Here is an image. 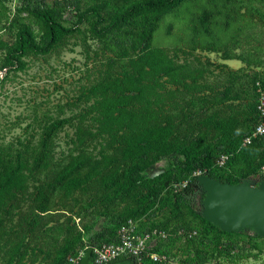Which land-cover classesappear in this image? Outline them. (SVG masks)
Masks as SVG:
<instances>
[{"label":"rangeland","instance_id":"374dc122","mask_svg":"<svg viewBox=\"0 0 264 264\" xmlns=\"http://www.w3.org/2000/svg\"><path fill=\"white\" fill-rule=\"evenodd\" d=\"M126 1L0 0V41L4 48H0V147L15 150L28 142L35 144L44 123L64 120L53 138L51 164L28 181V192L34 191L39 183L51 181L78 152L98 158L99 140L82 146L77 144L76 134L81 126L94 130L85 114L92 102L87 92L102 75L104 64L112 59L114 72H125L127 56L123 55L135 53L131 46L138 44L136 34L107 29L113 11ZM29 2L48 10L63 25L76 29L48 53L24 56L23 69L2 68V58L14 40L18 24L28 23L35 32L40 30L39 20L27 12ZM91 7L99 10L102 22H97ZM149 21L153 27V47H161L176 61L189 62L201 70L198 81L210 89H203L198 95H214L219 102L209 107L208 114L213 112L222 120L234 118L231 137L253 130L262 117L260 100L264 96V0H184ZM95 26L103 33H97ZM141 28L140 23L138 29ZM236 92L240 96L232 99ZM202 105L197 98L192 101V109L198 112V126L205 128L201 126L205 117L200 113ZM257 137L259 148L264 150V134ZM247 143L242 140L237 148L247 147ZM220 154L213 157L215 172L239 175L243 162L231 159L221 162ZM174 155L162 157L142 171L141 177L149 181L170 169ZM78 175L88 181L86 169ZM193 176L200 192L189 206L182 205L177 210L171 193L180 190ZM213 181L216 179L200 171L183 181L172 180L150 213L138 218L131 212L137 205L133 195L100 200L101 193L93 187L68 195L57 189L47 210L37 212L28 193L19 200L12 220L7 221L12 231L0 246V264H67L68 256L76 255L92 241L114 238L118 229L116 220L129 217L135 218L131 220L141 233L152 232L155 226L163 228L157 229L155 245L176 261L264 264V234L254 226L240 225L226 231L230 232L227 235L219 232L220 226L211 228L189 212V208L194 209L204 216ZM239 184L264 189V168L242 177ZM31 219H35V224L29 230L27 222ZM159 230L163 232L159 234ZM97 232L103 235L96 237ZM78 234L81 242L62 250L63 244ZM16 243L17 251H12Z\"/></svg>","mask_w":264,"mask_h":264},{"label":"trees","instance_id":"16d2710c","mask_svg":"<svg viewBox=\"0 0 264 264\" xmlns=\"http://www.w3.org/2000/svg\"><path fill=\"white\" fill-rule=\"evenodd\" d=\"M183 1L128 0L113 11L107 29L136 34L138 44L131 46L135 53L123 55L127 56V71L114 72V61L110 59L104 64L100 78L88 88L87 97L92 102L85 114L89 116L94 130L81 126L83 129L80 128L76 134V141L77 144L85 146L98 139V158L78 152L61 171L53 175L51 181L39 183L34 191L28 192V181L35 179L41 170L50 166L53 158V138L64 120L54 119L44 123L35 144L28 142V145L15 150L0 147V246L5 236L12 231L7 226V221L12 220L19 200L28 193L27 197L32 200L37 212L47 210L50 198L57 189L68 195L78 189L93 187L101 193L100 200H104L102 197L108 200L116 198L117 195H133L137 205L131 212L138 218L150 213L160 200L162 190L172 180L183 181L200 171L219 182L236 184L242 177L253 174L264 166V150L257 144L258 137L251 138L247 147L237 148L242 140L251 135L252 130H245L231 137L230 130L236 120L218 119L213 112L208 114L209 107L219 102L214 95H198L203 89H210L198 81L201 70L189 62H178L163 48L151 45L153 27L150 18L171 11ZM90 10L96 14L97 22L103 21L97 8L91 7ZM27 12L39 20L40 30L35 32L30 24L19 23L14 40L2 58V68L23 69L26 64L24 56L48 53L63 37L76 29L63 25L48 10L33 6L30 2ZM140 23L143 28L138 29ZM94 30L103 33L97 26ZM2 47L0 41V48ZM186 95L190 98L185 97ZM222 95L224 97L225 94ZM239 96L240 93L236 92L232 99ZM195 98L204 103L200 113L205 115L201 122V126L205 128L198 126V112L192 109ZM171 153L176 155L173 156V166L170 169L149 181L141 177L142 171ZM215 154H220L219 157L226 155L225 162L228 159L243 162L238 170L239 175L228 176L215 172ZM83 169L87 170L88 181L78 175ZM199 192L200 186L193 176L180 190L171 193L172 204L177 210L182 205L189 206ZM109 193L113 195L109 196ZM189 212L207 226L216 228L199 211L189 208ZM129 218L116 220L118 227ZM34 224L35 219L27 222L29 230L34 228ZM152 229L163 228L155 226ZM219 232L230 234L220 229ZM95 235L100 237L103 233L97 232ZM114 239L115 237L99 242L92 241L90 244ZM80 242L81 235L78 234L77 237L67 240L62 250ZM17 245L16 243L12 251H17ZM158 246L155 245L153 250L166 254Z\"/></svg>","mask_w":264,"mask_h":264},{"label":"built area","instance_id":"2783aa9c","mask_svg":"<svg viewBox=\"0 0 264 264\" xmlns=\"http://www.w3.org/2000/svg\"><path fill=\"white\" fill-rule=\"evenodd\" d=\"M260 108L262 117L251 135L244 139V143L264 134V96L260 100ZM226 158V155H221L220 161L224 162ZM158 232L161 234L163 231ZM156 233V229L152 232H138L137 224L129 219L118 227L113 241L85 245L76 255L67 257V264H79L88 248L91 250L89 262L94 264H108L118 259H129L133 264H190L185 261H176L167 254L154 251Z\"/></svg>","mask_w":264,"mask_h":264},{"label":"water","instance_id":"95a60500","mask_svg":"<svg viewBox=\"0 0 264 264\" xmlns=\"http://www.w3.org/2000/svg\"><path fill=\"white\" fill-rule=\"evenodd\" d=\"M204 217L224 231L250 224L264 234V189L213 181ZM90 251V248L86 250L79 264H94L89 262ZM108 264L133 263L129 259H118Z\"/></svg>","mask_w":264,"mask_h":264}]
</instances>
